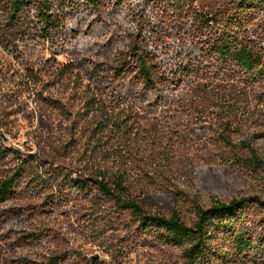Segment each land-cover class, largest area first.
<instances>
[{
	"label": "rangeland",
	"instance_id": "374dc122",
	"mask_svg": "<svg viewBox=\"0 0 264 264\" xmlns=\"http://www.w3.org/2000/svg\"><path fill=\"white\" fill-rule=\"evenodd\" d=\"M135 1L158 21L172 13L165 0ZM130 11L127 4L116 17L124 23ZM255 15L247 28L259 29ZM116 27L90 15L80 38L0 45V179L18 181V197L0 204L18 212L0 225V264L54 256L59 264H191L182 248L144 231L136 212L104 195L101 181L123 178L146 214L189 227L197 207L264 201V167L251 168L243 147L253 146L264 163V78L206 68L181 86L145 89L120 75ZM259 214L251 205L246 217L212 227L208 263L250 264L235 254L229 233L256 235Z\"/></svg>",
	"mask_w": 264,
	"mask_h": 264
},
{
	"label": "trees",
	"instance_id": "16d2710c",
	"mask_svg": "<svg viewBox=\"0 0 264 264\" xmlns=\"http://www.w3.org/2000/svg\"><path fill=\"white\" fill-rule=\"evenodd\" d=\"M196 1L165 0L172 13L158 21L145 2L141 6L135 0H0V45L10 50L16 41L28 38L56 45L65 42L68 33L74 39L80 38L86 16L93 15L99 22L117 26L122 33L123 45L116 58L120 75L145 89L181 86L190 74H199L206 68L222 71L232 67L255 80L264 78V0H226L206 11H190L187 4ZM127 4L130 15L122 23L116 13ZM260 13L259 29L247 28L248 22ZM165 46L174 59L172 64L170 59L165 61ZM243 147L250 167L263 168L255 148L249 143H243ZM17 182L13 176L0 179V204L18 197ZM99 183L104 195L136 212L144 231L153 233L165 244L182 248L191 264H209L206 242L212 235L211 228L246 217L248 206L252 205L260 212L259 232L254 235L241 228L229 236L237 256L250 264H264V201L250 198L215 204L208 209L197 207L196 222L189 227L175 216L146 214L130 197L123 178ZM78 185L84 186L80 182ZM17 216L16 209H0V225ZM60 259L54 256L38 264H59Z\"/></svg>",
	"mask_w": 264,
	"mask_h": 264
}]
</instances>
